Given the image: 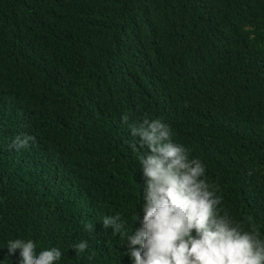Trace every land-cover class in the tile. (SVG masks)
Listing matches in <instances>:
<instances>
[{
  "label": "trees",
  "instance_id": "obj_1",
  "mask_svg": "<svg viewBox=\"0 0 264 264\" xmlns=\"http://www.w3.org/2000/svg\"><path fill=\"white\" fill-rule=\"evenodd\" d=\"M146 119L264 239V0H0V264H20L16 239L54 264H133Z\"/></svg>",
  "mask_w": 264,
  "mask_h": 264
},
{
  "label": "clouds",
  "instance_id": "obj_2",
  "mask_svg": "<svg viewBox=\"0 0 264 264\" xmlns=\"http://www.w3.org/2000/svg\"><path fill=\"white\" fill-rule=\"evenodd\" d=\"M121 120L127 124L128 116ZM129 127L140 147L148 150L140 156L143 216L137 213L140 226L126 240L133 264H264L259 230L244 231L227 214H219L220 198L204 179L205 166L172 141L169 126L160 119H146ZM31 141L34 137L17 136L13 146L20 150ZM123 226L118 215L103 220V227H111L113 234ZM85 227L92 231L95 226ZM87 248L86 240L73 247L81 252ZM7 249L9 256L19 250L20 264H54L63 255L58 248L36 254L32 240L9 241Z\"/></svg>",
  "mask_w": 264,
  "mask_h": 264
}]
</instances>
